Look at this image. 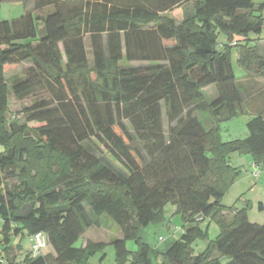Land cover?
Wrapping results in <instances>:
<instances>
[{
    "label": "trees",
    "instance_id": "trees-1",
    "mask_svg": "<svg viewBox=\"0 0 264 264\" xmlns=\"http://www.w3.org/2000/svg\"><path fill=\"white\" fill-rule=\"evenodd\" d=\"M263 13L254 0H35L33 12L0 21V264H18L21 238L38 233L53 253L29 250L19 264H85L100 244L74 243L104 215L122 235L116 264H264V224L221 204L240 173L230 154L250 155L264 181V107L245 139L219 134L244 103L231 50L247 76L264 79ZM10 92L17 101L46 94L24 109L37 126L7 118ZM169 204L194 224L155 252L139 231ZM198 217L220 232L194 255L205 237Z\"/></svg>",
    "mask_w": 264,
    "mask_h": 264
},
{
    "label": "rangeland",
    "instance_id": "rangeland-1",
    "mask_svg": "<svg viewBox=\"0 0 264 264\" xmlns=\"http://www.w3.org/2000/svg\"><path fill=\"white\" fill-rule=\"evenodd\" d=\"M35 0H23L22 3H2L0 4V21L11 20L18 18L25 12H33ZM260 3L264 0H254ZM175 14H168V17L175 18L178 23L181 16ZM264 18V13H263ZM251 39L254 37L251 36ZM259 46L264 48V27L260 35ZM240 41V39H238ZM239 43V42H238ZM233 47V45H230ZM86 49L89 53L88 42L86 40ZM232 53V67L234 74L238 81V88L242 92L244 103L242 111L229 120L221 121L219 123V134L221 141L232 142L237 140H243L248 136L247 123L255 115V109H262L264 107V79L258 78L247 73L238 65V49L233 48ZM125 62L121 66H125ZM129 66L138 67L146 66L144 62H132ZM30 67V64L24 63L18 68H15L5 75V79L8 83L14 77H21L26 69ZM206 100L208 102L215 99L217 96L214 88L206 89ZM45 93H37L23 101H17L11 92L8 94V113L7 118L16 119L20 124H27L29 127L37 126L36 123H27L26 116L24 115V109L29 108L35 101L41 99H47ZM208 115L203 114L200 117V121L204 126L208 125ZM164 130H167V122L163 115ZM229 165L240 171L237 179L234 181L231 188L224 194L221 204L226 208L233 207L235 210L246 209V217L249 223L263 225L264 224V210H258V204L264 206V181L263 174L259 173L254 175L255 170L252 166L253 161L250 155L245 153H232L228 157ZM233 215V212L227 214L229 219ZM198 225L205 232V237L195 240L191 244V249L194 255H197L204 251L210 241L214 240L219 234V227L210 219H203L198 217ZM194 224V223H193ZM193 224H188L183 221L180 214H177L176 207L169 204L163 209L162 221L155 222L143 227L139 231V237L143 244L149 245V247L155 252H163L168 249L175 241L179 240L186 229ZM100 227L89 228L82 237H80L75 243L74 247L82 248L88 242L93 244H100L96 250L89 253L86 258L85 264H116L115 262V250L112 243L122 237L121 231L117 225H115L111 219L107 216H103L100 219ZM17 242V239L14 240ZM21 252L18 257V264L29 254V244L26 236L20 240ZM126 249L130 253H135L139 250V244L135 240H129L125 243ZM53 253L51 247L48 245L42 254ZM156 262L152 260V264ZM6 264V263H4Z\"/></svg>",
    "mask_w": 264,
    "mask_h": 264
},
{
    "label": "built area",
    "instance_id": "built-area-1",
    "mask_svg": "<svg viewBox=\"0 0 264 264\" xmlns=\"http://www.w3.org/2000/svg\"><path fill=\"white\" fill-rule=\"evenodd\" d=\"M230 45L235 46L236 43L232 42L230 43ZM253 168L255 170L254 175L257 176L260 173V171L254 165ZM28 241H29L30 255L32 258L39 256L42 253V251L47 247L46 237L41 233L29 236Z\"/></svg>",
    "mask_w": 264,
    "mask_h": 264
},
{
    "label": "crops",
    "instance_id": "crops-1",
    "mask_svg": "<svg viewBox=\"0 0 264 264\" xmlns=\"http://www.w3.org/2000/svg\"><path fill=\"white\" fill-rule=\"evenodd\" d=\"M171 14H173V13H171ZM211 88H213V87H208V88H206V89H211ZM206 89H205V90H206Z\"/></svg>",
    "mask_w": 264,
    "mask_h": 264
}]
</instances>
